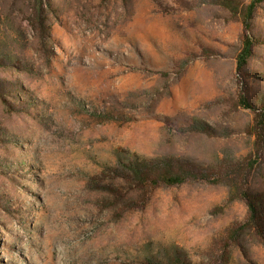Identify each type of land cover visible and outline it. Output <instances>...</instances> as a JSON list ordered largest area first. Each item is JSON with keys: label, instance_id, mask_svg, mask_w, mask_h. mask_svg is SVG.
<instances>
[{"label": "rangeland", "instance_id": "obj_1", "mask_svg": "<svg viewBox=\"0 0 264 264\" xmlns=\"http://www.w3.org/2000/svg\"><path fill=\"white\" fill-rule=\"evenodd\" d=\"M250 2L0 0V264H264V0L247 33ZM136 160L209 181L150 188Z\"/></svg>", "mask_w": 264, "mask_h": 264}, {"label": "trees", "instance_id": "obj_2", "mask_svg": "<svg viewBox=\"0 0 264 264\" xmlns=\"http://www.w3.org/2000/svg\"><path fill=\"white\" fill-rule=\"evenodd\" d=\"M263 0H251L248 6L245 8L243 15V26L244 30L249 33L251 28L252 18ZM255 40L250 35L245 36L243 41V49L238 57L237 68L241 71L248 63L249 59L253 54V47ZM242 104L251 109L252 106L246 102V100H241ZM262 119L264 120V112L262 114ZM162 165H148L140 163L138 160L130 163L129 169L133 173L134 177L145 186L150 188H157L160 186H177L187 183L189 180H203L209 181V175L203 173H196L191 171H175L172 165L168 162H161ZM233 193L235 192L240 198H242L249 209V219L246 224L243 225L242 229L249 226H255L258 220V212L255 203V197L248 191L239 189L237 185H233Z\"/></svg>", "mask_w": 264, "mask_h": 264}]
</instances>
